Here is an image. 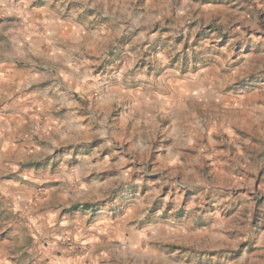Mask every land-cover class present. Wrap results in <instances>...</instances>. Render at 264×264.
<instances>
[{"label": "rangeland", "instance_id": "rangeland-1", "mask_svg": "<svg viewBox=\"0 0 264 264\" xmlns=\"http://www.w3.org/2000/svg\"><path fill=\"white\" fill-rule=\"evenodd\" d=\"M81 1L0 0V264H264V0Z\"/></svg>", "mask_w": 264, "mask_h": 264}, {"label": "crops", "instance_id": "crops-1", "mask_svg": "<svg viewBox=\"0 0 264 264\" xmlns=\"http://www.w3.org/2000/svg\"><path fill=\"white\" fill-rule=\"evenodd\" d=\"M68 6L70 8H74L76 13L80 12V10L78 11V9L85 10V2H82L81 0H52L48 2H45V0H43V2L39 6H35L31 8V10L30 8H27L28 6L24 5L22 11H20L21 14L27 11V15H29L30 20L32 22L40 24V26L45 31L44 34L42 35L37 34L31 36L32 39L31 42L33 46L44 48L45 46H47L46 42H49V40H52L53 38L64 37L68 33V31L72 32V36L74 34H78L77 32H79L80 34L83 33L82 32L83 30H81V28H77L80 27L78 24L74 23L73 21L70 23H67L65 21L66 18L64 14L66 9H68ZM75 11H70L71 15ZM75 39L79 40L78 37L76 36ZM77 71L82 72L80 73V75H77L78 77H82V76L85 77L84 65H82V70L78 68ZM67 79L68 80H64L63 86L60 79L59 80L57 79V85L58 87L62 88L61 91H64L66 93L73 91L77 92L84 88V87L77 88L78 80H74V82H72L70 77H67ZM56 102L59 104H64L67 102V99L63 92L62 95L60 96V99L59 100L57 99Z\"/></svg>", "mask_w": 264, "mask_h": 264}]
</instances>
